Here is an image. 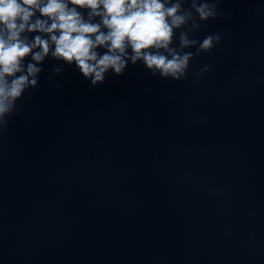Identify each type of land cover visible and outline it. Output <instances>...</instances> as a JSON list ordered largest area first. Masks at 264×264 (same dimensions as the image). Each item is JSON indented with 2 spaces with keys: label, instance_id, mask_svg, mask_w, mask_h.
I'll return each instance as SVG.
<instances>
[{
  "label": "clouds",
  "instance_id": "clouds-1",
  "mask_svg": "<svg viewBox=\"0 0 264 264\" xmlns=\"http://www.w3.org/2000/svg\"><path fill=\"white\" fill-rule=\"evenodd\" d=\"M217 9V0H0V130L17 101L37 87L49 56L59 62L54 73L75 65L93 87L104 83L109 71L122 75L129 62L142 63L161 78L184 79L189 61L220 42L219 34L188 38L195 34L193 26L217 18ZM35 32L48 38L36 35L30 41L25 35ZM189 44H198L195 53L183 51Z\"/></svg>",
  "mask_w": 264,
  "mask_h": 264
}]
</instances>
